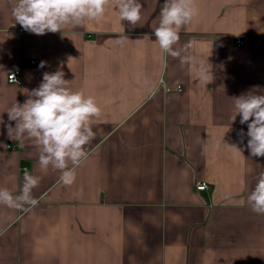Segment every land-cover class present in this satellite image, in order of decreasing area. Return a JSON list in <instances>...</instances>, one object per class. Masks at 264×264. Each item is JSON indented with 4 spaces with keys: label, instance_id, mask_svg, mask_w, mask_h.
Segmentation results:
<instances>
[{
    "label": "crops",
    "instance_id": "crops-1",
    "mask_svg": "<svg viewBox=\"0 0 264 264\" xmlns=\"http://www.w3.org/2000/svg\"><path fill=\"white\" fill-rule=\"evenodd\" d=\"M15 2L0 0V188L18 195L26 172L39 184L35 205L0 204V264H264V215L246 199L264 157L230 119L234 98L264 94V0H195L174 47L191 42L182 55L205 61L210 83L159 49L164 0H140L135 27L110 7L99 22L44 35L15 22ZM57 70L102 109L71 185L40 168L34 140L8 133L11 105ZM203 182L210 189L198 191Z\"/></svg>",
    "mask_w": 264,
    "mask_h": 264
},
{
    "label": "clouds",
    "instance_id": "clouds-1",
    "mask_svg": "<svg viewBox=\"0 0 264 264\" xmlns=\"http://www.w3.org/2000/svg\"><path fill=\"white\" fill-rule=\"evenodd\" d=\"M110 7L115 9L118 23L127 21L135 27L143 18L140 0H16L12 15L24 30L44 35L62 32L67 25L99 22ZM197 14L195 0H164L153 34L162 53L187 64L198 82L210 83L212 75L205 61L182 55L192 43L179 50L174 47L181 31ZM45 65L46 62L41 61L39 67ZM70 84L62 71L45 72L39 86L28 93L29 98L23 104L15 102L7 111L8 119L15 121L14 128L8 127L9 137L21 142L25 137L34 140L39 148L40 168L59 170L60 181L65 185L75 181L76 169L87 159L86 145L95 138L91 124L102 115L95 97L86 95L83 90H73ZM234 100L231 122L239 116L240 124H247V133L241 129L240 135L248 137L250 155L264 157V94H242ZM229 147L242 155L236 145ZM24 180L18 195L0 188V204L16 208L35 205L37 201L31 192L38 186L39 178L26 172ZM246 199L254 213L264 215V173Z\"/></svg>",
    "mask_w": 264,
    "mask_h": 264
},
{
    "label": "built area",
    "instance_id": "built-area-1",
    "mask_svg": "<svg viewBox=\"0 0 264 264\" xmlns=\"http://www.w3.org/2000/svg\"><path fill=\"white\" fill-rule=\"evenodd\" d=\"M241 44H242L241 42H237V45H241ZM36 64H37V61H32L31 62V65H36ZM8 81L10 83H13V84L20 83V81H21V71L20 70H15V71L11 72L8 75ZM179 91H181V88H179ZM209 189H210V186L206 182L200 183L197 186V190L198 191H207Z\"/></svg>",
    "mask_w": 264,
    "mask_h": 264
}]
</instances>
